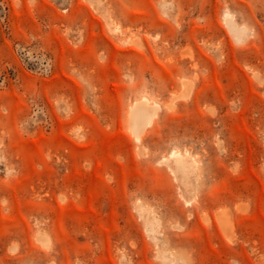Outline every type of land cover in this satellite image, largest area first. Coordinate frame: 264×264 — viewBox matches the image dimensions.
Masks as SVG:
<instances>
[{
	"label": "rangeland",
	"instance_id": "374dc122",
	"mask_svg": "<svg viewBox=\"0 0 264 264\" xmlns=\"http://www.w3.org/2000/svg\"><path fill=\"white\" fill-rule=\"evenodd\" d=\"M0 264H264V0H0Z\"/></svg>",
	"mask_w": 264,
	"mask_h": 264
},
{
	"label": "bare ground",
	"instance_id": "6f19581e",
	"mask_svg": "<svg viewBox=\"0 0 264 264\" xmlns=\"http://www.w3.org/2000/svg\"><path fill=\"white\" fill-rule=\"evenodd\" d=\"M226 16H229V15H226ZM145 99V98H144ZM140 101V100H139ZM138 102V101H137ZM145 102V101H144ZM139 103V102H138ZM135 107V106H134ZM137 108H138V104H137V106H136ZM135 107V108H136ZM136 108V109H137ZM139 108H141V106H139ZM149 108V107H148ZM133 110V112H131L130 113V116H129V120H130V123H131V128L132 127H136V126H138L139 124H138V121L139 120H144V121H147V122H149L150 123V121L149 120H151L149 117H148V115L146 114V112H144L146 109H144V111L143 110H135L134 108H132ZM135 110V111H134ZM148 111V110H147ZM149 111H151L152 112V109L151 110H149ZM147 124L146 122H143L142 124ZM148 123V124H149ZM142 124H140V125H142ZM140 125L138 126V127H136L135 129L134 128H132L134 131L135 130H138L139 129V127H140ZM141 128V127H140ZM135 134H138V133H135ZM137 138H138V136H136ZM135 137V138H136ZM136 138V139H137ZM171 157H173L174 158V160H173V163H174V168H175V170L176 171H183V170H185L186 168H187V163L185 162L186 160H184V157L183 156H181L179 153H175V152H173V153H171V155H170ZM41 240H45V237L42 235L41 236Z\"/></svg>",
	"mask_w": 264,
	"mask_h": 264
}]
</instances>
